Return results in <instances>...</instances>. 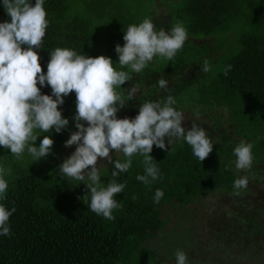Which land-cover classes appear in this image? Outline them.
I'll return each instance as SVG.
<instances>
[{"label":"trees","instance_id":"16d2710c","mask_svg":"<svg viewBox=\"0 0 264 264\" xmlns=\"http://www.w3.org/2000/svg\"><path fill=\"white\" fill-rule=\"evenodd\" d=\"M175 1L45 0L49 24L42 48L34 50L46 71L56 47L93 57L116 54L129 24L148 17L157 29L168 31L182 23L188 32L184 47L172 60L157 57L141 73H132L118 90L126 102L116 115L133 118L143 102L171 94L177 101L174 107L185 115L182 126L205 128L214 143L212 151L199 161L186 142L172 137L169 145L165 137V148L154 144L150 153L161 172L150 186L136 179L144 173V163L143 156L134 155L128 171L117 177L125 188L114 194L121 208L113 210L112 220L90 210L83 182L53 179L42 164L10 163L5 177L9 187L0 203L16 210L9 218L10 234L0 236V264H171L168 259L176 264L178 249L187 253L190 264H264V0ZM140 7L146 11L134 14ZM7 19L0 7V22ZM235 19L252 28L239 36L231 56L218 60L220 70L205 76L201 70L206 57L214 61L220 55L213 49H222L211 46L213 32ZM193 55L199 59H189ZM227 65L231 68L225 75ZM161 77L168 81L167 89L157 84ZM131 89L133 98L127 99ZM41 92L51 94L50 85ZM58 108L68 118L65 129L54 130V147L63 160L68 148L64 134L69 137L76 130L74 90ZM241 139L253 144L248 169L235 167L233 148ZM113 152L110 149V155ZM112 158L124 159L119 152ZM111 170L109 163L103 166L104 183L111 180ZM241 176L248 177V184L237 195L233 181ZM157 188L164 192L158 204L153 201ZM212 197L219 199L211 202ZM169 209L184 234L163 238L168 251L174 241H181L175 251H166V258L153 239L165 235L166 224L173 220Z\"/></svg>","mask_w":264,"mask_h":264},{"label":"clouds","instance_id":"9594fccd","mask_svg":"<svg viewBox=\"0 0 264 264\" xmlns=\"http://www.w3.org/2000/svg\"><path fill=\"white\" fill-rule=\"evenodd\" d=\"M45 0H0V7L9 19L0 22V146L10 149L17 159L25 151L35 161L52 151L54 141L44 135L39 144L34 142L41 133L55 130L60 132L68 125L58 105L64 96L74 90L75 131L64 141L65 146L75 144V150L58 167L59 174L83 182L90 193L88 207L105 219H115L114 209L121 204L114 194L123 191L124 182H117L121 173L132 165L134 155L143 156L144 173L136 179L150 186L160 178L161 172L150 155L153 145L165 148V137L170 145L172 137L191 146L193 155L202 161L213 149V141L205 128L192 123L182 126L183 113L174 105L177 101L171 94L160 100L145 101L133 118H117L116 113L126 100L118 89L123 82L132 78V73H141L156 57L172 60L184 47L188 38L186 27L177 22L168 31L157 29L151 18L129 24L123 31V45L117 44L118 64L106 55L95 57L78 53L71 47H56L50 52L46 71L41 70L38 52L49 24L44 7ZM129 69L123 70V69ZM231 65H227V75ZM202 71H211L207 60ZM39 83L40 87L37 86ZM50 85L51 94L41 88ZM160 88L167 89L168 81L157 80ZM135 89L127 93L133 98ZM63 94V95H62ZM55 97V98H53ZM81 121H87V124ZM253 144L241 139L233 148L237 169H248L253 163ZM110 149L114 150L110 155ZM122 153L124 159L113 160L112 156ZM98 157L106 158L112 166L111 180L104 183L100 177ZM8 169L0 164V201L5 199ZM248 177L241 176L233 181L235 194L245 189ZM164 196L162 189L155 190L153 201L159 203ZM15 207L8 208L0 203V236L10 234L9 218ZM176 264H190L183 249L175 252Z\"/></svg>","mask_w":264,"mask_h":264},{"label":"rangeland","instance_id":"374dc122","mask_svg":"<svg viewBox=\"0 0 264 264\" xmlns=\"http://www.w3.org/2000/svg\"><path fill=\"white\" fill-rule=\"evenodd\" d=\"M69 4H70V0H69ZM173 4H178V0L173 2ZM79 5L80 4H75V5L73 4L72 6H73V8L80 7V11L82 12L83 11L82 10V6H79ZM139 9L140 10H138V11L135 9V13L134 14H137V12L143 14L146 11V9H142V7H140ZM95 23L97 25H100V21H96ZM164 28L167 30V27H163V29ZM251 28H252V26H251V24L249 22H247L245 20H242V19H235L232 22H229V24L227 25L226 28L217 29V30H215L213 32V35H212L213 38H212V45L211 46L214 47V46H217V45H222V49L221 50L213 49L214 53H217V54L220 55V57H218L216 60L213 61L210 58V56L206 57V60H207L208 64L211 66V71L204 72V71L201 70L202 72L205 73V76H208L210 74V72H211L212 75H214L217 71L220 70L221 65L218 64V60L220 58H226V57L231 56V54H233L237 50V48L239 47V45H238L239 44V42H238L239 36L241 34L247 32V31H249ZM99 38L102 41L105 40L106 37H105L104 31H102V30L99 31ZM106 56H109V57L112 58L113 66L116 67L117 70H121V66L118 64V54L117 53L116 54L106 55ZM199 56L200 55H193V56H190L189 59H199ZM123 70L130 71L129 69H126V68L123 69ZM209 97H210V95H208V98ZM239 101L246 106V103L242 99H239ZM184 116L185 115H183V117ZM44 135H49L54 140V129L50 130L49 132L41 133L40 136L37 137V140L34 143L38 145L40 140L42 139V137ZM64 135L66 136V138H68V135H66V134H64ZM51 148H52V151L49 154H47L45 157L39 158L38 160H35V161H32L31 157H30V154H28L26 151L23 154V158L17 159L14 156V154L11 153L10 149H7V148H4L3 146H0V164H2L8 170H10V163H12V164L13 163H19V164H21L23 162H28V163L30 162L33 165L37 164L36 166L42 164V165L45 166L44 172H48V174L53 179L56 178V180H59L60 178H62V176L59 174L58 167L62 163L63 160L61 159V157H59L60 156L59 155V151L57 149H55L54 143L51 146ZM72 152L73 151H70V152L66 151L64 159L66 157H68ZM108 163H109V161L107 160V162L97 165V167H100L99 170H100L101 174H102L103 166L108 165ZM103 178H104V175L102 174L100 179L102 180ZM218 199H219L218 197H215V198L212 199L211 202H214V201L217 202ZM200 209L201 210L202 209L205 210V207H201ZM164 211H167L166 207L164 208ZM168 212H170L172 214L170 219H172V217H173V220H170L166 224V226L164 228V231H166L165 235H163V233H162L159 236V238L153 239L154 243L157 246L158 253L159 254H164V256H165L166 251L167 252L175 251V246H179L181 241L179 239L174 241L172 247L169 248V250H171V251H168L167 248H166V245H162L163 238H168V240H170L172 237L181 236L182 234H184L183 230L181 229V226H179L178 224L175 225V223H174L175 219L179 220L176 217V214H174L171 209H169ZM168 262L172 264V263H174V260L168 259Z\"/></svg>","mask_w":264,"mask_h":264},{"label":"flooded vegetation","instance_id":"af4514ba","mask_svg":"<svg viewBox=\"0 0 264 264\" xmlns=\"http://www.w3.org/2000/svg\"><path fill=\"white\" fill-rule=\"evenodd\" d=\"M131 115V114H130ZM129 115V116H130ZM133 116V115H132ZM123 117H125V116H123ZM123 117H121V118H123ZM128 117V116H127ZM117 118H120L118 115H117ZM75 147H76V145L75 144H73V145H70V147L69 148H67L66 149V151H74L75 150ZM104 159L105 158H101V157H98V159H97V162H96V165H98V164H102L103 162H104Z\"/></svg>","mask_w":264,"mask_h":264},{"label":"water","instance_id":"95a60500","mask_svg":"<svg viewBox=\"0 0 264 264\" xmlns=\"http://www.w3.org/2000/svg\"><path fill=\"white\" fill-rule=\"evenodd\" d=\"M34 1V0H33ZM33 49H34V46H33Z\"/></svg>","mask_w":264,"mask_h":264},{"label":"bare ground","instance_id":"6f19581e","mask_svg":"<svg viewBox=\"0 0 264 264\" xmlns=\"http://www.w3.org/2000/svg\"><path fill=\"white\" fill-rule=\"evenodd\" d=\"M122 112V111H121Z\"/></svg>","mask_w":264,"mask_h":264}]
</instances>
